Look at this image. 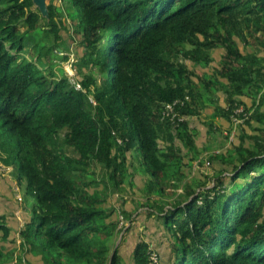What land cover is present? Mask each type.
Returning a JSON list of instances; mask_svg holds the SVG:
<instances>
[{
	"label": "trees",
	"instance_id": "trees-1",
	"mask_svg": "<svg viewBox=\"0 0 264 264\" xmlns=\"http://www.w3.org/2000/svg\"><path fill=\"white\" fill-rule=\"evenodd\" d=\"M57 1L43 15L32 0H0V149L14 151L9 163L32 198L22 244L49 264H264V0ZM67 19L85 33L78 70L95 82V102L66 84L58 58L68 54H52ZM110 29L132 33L107 64L98 37ZM35 32L40 46L28 58ZM219 91L226 102L213 114L234 141L209 156L211 182L193 186L172 161L182 143L194 149L184 120ZM175 99L184 101L171 118L165 104ZM90 165L99 180L87 181ZM134 168L145 177L131 183L144 197L141 214L172 242L162 256L139 238L127 261L115 243L134 200L114 195Z\"/></svg>",
	"mask_w": 264,
	"mask_h": 264
},
{
	"label": "rangeland",
	"instance_id": "rangeland-1",
	"mask_svg": "<svg viewBox=\"0 0 264 264\" xmlns=\"http://www.w3.org/2000/svg\"><path fill=\"white\" fill-rule=\"evenodd\" d=\"M50 1L58 4L57 0H46V4L48 5ZM66 23H68V20H64V24ZM59 34L63 37L67 35V33L63 34L62 30L59 31ZM39 38H41V35L39 32H35L26 40V51H24L26 57H32V51H34L33 46L35 44L40 46L37 42ZM60 44L62 51L58 52L57 55L62 54L63 56L69 49L73 51L75 46L79 47L78 37L75 36V39H63ZM220 53V51H216L213 53V56L220 58ZM79 56L80 53L75 52L73 64L79 59ZM58 60V65L67 71L68 64L59 58ZM70 68L72 69V67ZM248 94L246 96H240L246 104V107L252 105L254 92L249 90ZM217 96L214 100H209L211 97L206 98L207 101L209 100V107H204L199 117L193 119L183 118L190 125L192 129L190 131L195 133L192 136L194 149L182 143L180 158H177L178 161L174 159L172 164H174V171L179 170V172L186 173L188 179L192 181L193 186L201 183V185H208L211 182L209 181L210 177L213 175V171L217 166L216 164L209 163V156L219 153L234 141L232 136L234 131L229 132L230 124L227 119L213 114L214 104L224 106L226 102L223 92H217ZM243 109L245 110L244 105H239L237 109H234L233 115L231 116L234 127L242 120L241 118L235 117V115L241 113ZM2 155L0 153V157ZM9 165H12L13 169L6 166L3 162H0V227L6 229H0V264H49L45 262L42 254L38 250H32L28 244H22L21 242L19 232L25 220L29 218L28 215L32 198L25 194L24 185L21 182L16 165L12 163ZM94 169L93 165L89 166L88 173L86 174L87 181H91L92 179L99 180L101 178V169L97 167L95 172ZM131 172L134 180H130L131 175L126 173L127 178L122 185L123 191L120 194H118L119 192H115L114 197L117 195L131 196L134 201L130 207L134 208L132 210L134 211V215L131 219L123 220L122 227L124 228L116 237L115 247L118 246L121 254L129 261V251L135 245L136 240L140 238L149 243L154 248L156 254H161L162 256L167 255L170 252L169 248L172 239H170V236L164 234L162 229H159L157 221L153 217H149L144 213L141 214L140 211L145 206L140 204V202H143L144 197L141 191H138L135 185L131 183L135 182V184H140L144 181L145 177L140 169L134 168ZM131 193L134 194L132 195ZM161 197L162 199L159 200L168 202V198ZM127 228L131 230L126 232L125 230Z\"/></svg>",
	"mask_w": 264,
	"mask_h": 264
},
{
	"label": "clouds",
	"instance_id": "clouds-1",
	"mask_svg": "<svg viewBox=\"0 0 264 264\" xmlns=\"http://www.w3.org/2000/svg\"><path fill=\"white\" fill-rule=\"evenodd\" d=\"M67 20H68V23H66V24L69 25V30L68 31H66V30L62 31L63 34L67 33V35H65L64 37L61 36V38L62 39H67V38L75 39V36H77L79 47L75 46L73 51H71L69 49L68 52L66 53V54H68V59L65 62L68 64V68H67V71L65 70L66 75L64 76L65 77L64 80L66 81V84L68 85V87L73 88L74 91L82 93L84 96H88V98L92 102H95L94 98H93L94 91L96 89L95 82L92 79L86 78L78 70V64L80 63V59H83V55L85 52V45L82 43V39H83V36L85 33L83 30L76 31L74 29V23H72L69 19H67ZM58 26H60L59 22H58ZM131 33H132V30H129V29H120V30H113V29L111 30L110 29L105 36H103L104 33L101 32V34L98 37V41L100 44L99 49L103 54V62L104 63L112 64L115 62L114 56L116 55V51H118L120 45L124 41H126L123 39H126V36H130ZM61 41L62 40H59L60 43H61ZM52 45L53 44L50 43V47H53L52 54L56 56L58 52L62 51V49L60 47H58L56 44H55V46H52ZM55 48H59L58 52H55ZM63 52H64V50H63ZM75 52H79L80 56H79V59L74 63L75 64L74 65L73 64V61H74L73 56H74ZM222 53H220V57L222 56ZM70 67H72L73 70ZM70 70H71V72H70ZM82 71H86V69L84 67H82ZM92 75L96 78L97 82L100 81V76L97 73L96 69L93 70ZM110 80H111V76L108 75L107 81L109 82ZM86 84H87V86H86ZM182 101H184V100L183 99H175L172 102L166 103L165 104L166 114L168 116H170L171 118L176 116L177 112L174 111V105L177 104L178 102L182 103ZM20 116L27 118V116L23 110L21 111ZM181 119H183V117L180 116L179 120H181ZM0 153L3 154L0 157V162H3L6 166L11 167L13 169V166L9 165L10 164L9 162L12 161L11 159L13 158L14 151L10 152V147H8V149H6L4 151L0 149ZM12 164L15 165L14 163H12Z\"/></svg>",
	"mask_w": 264,
	"mask_h": 264
},
{
	"label": "water",
	"instance_id": "water-1",
	"mask_svg": "<svg viewBox=\"0 0 264 264\" xmlns=\"http://www.w3.org/2000/svg\"><path fill=\"white\" fill-rule=\"evenodd\" d=\"M34 5L37 6L43 15L47 13L46 0H32Z\"/></svg>",
	"mask_w": 264,
	"mask_h": 264
},
{
	"label": "built area",
	"instance_id": "built-area-1",
	"mask_svg": "<svg viewBox=\"0 0 264 264\" xmlns=\"http://www.w3.org/2000/svg\"><path fill=\"white\" fill-rule=\"evenodd\" d=\"M154 257H155V254L152 255V258H154Z\"/></svg>",
	"mask_w": 264,
	"mask_h": 264
}]
</instances>
